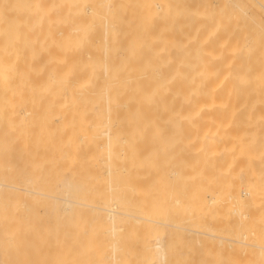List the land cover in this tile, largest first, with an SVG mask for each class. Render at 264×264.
Masks as SVG:
<instances>
[{"label":"bare ground","instance_id":"6f19581e","mask_svg":"<svg viewBox=\"0 0 264 264\" xmlns=\"http://www.w3.org/2000/svg\"><path fill=\"white\" fill-rule=\"evenodd\" d=\"M217 251L264 264V0H0V264Z\"/></svg>","mask_w":264,"mask_h":264},{"label":"rangeland","instance_id":"374dc122","mask_svg":"<svg viewBox=\"0 0 264 264\" xmlns=\"http://www.w3.org/2000/svg\"><path fill=\"white\" fill-rule=\"evenodd\" d=\"M152 1H154V0H151V2ZM202 4V3H201ZM163 19L162 18H160V20L159 21H162ZM168 238V239H167ZM166 238V247H167V251H173V252H176L175 253V258L178 260L179 258H180V255L181 256H185V257H187V259H191V260H195L196 259V257H198L197 256V252H195L196 251V248H195V250H193L192 249V251L189 253V254H187V255H185L184 254V252L187 250V246H186V243H185V237L184 238H181V236H180V234H176V233H174V234H170V236L169 237H167ZM225 250V249H224ZM183 251V253H181ZM225 252V251H224ZM224 252L222 253L221 251H217V253H216V258H218L217 260H216V258H215V260H216V262L214 263V261H212V263L210 262L211 260H209L208 262L210 263V264H218V260H220L221 258H222V260L224 261L223 263H220L219 262V264H227V262H228V260H233V258H232V254H229V255H227V252H225L226 253V255H223L224 254ZM222 253V254H221ZM219 254V255H218ZM220 254H221V256H220ZM218 255V256H217ZM225 256V257H224ZM229 256V257H228ZM247 255H245V257H244V255H243V259L244 258H246L247 259V257H246ZM169 257H170V255H169ZM224 257V258H223ZM234 257V256H233ZM249 258V260H250V257H248ZM224 259H226V263H225V260ZM180 260V259H179ZM248 260V259H247ZM229 261V262H230ZM222 262V261H221ZM229 262H228V264H229ZM208 263V264H209Z\"/></svg>","mask_w":264,"mask_h":264}]
</instances>
